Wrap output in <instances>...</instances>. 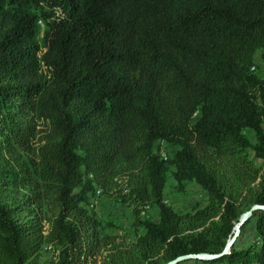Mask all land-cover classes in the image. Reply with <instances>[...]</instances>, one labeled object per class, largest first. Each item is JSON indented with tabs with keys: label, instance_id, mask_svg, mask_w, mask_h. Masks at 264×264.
<instances>
[{
	"label": "trees",
	"instance_id": "16d2710c",
	"mask_svg": "<svg viewBox=\"0 0 264 264\" xmlns=\"http://www.w3.org/2000/svg\"><path fill=\"white\" fill-rule=\"evenodd\" d=\"M259 54L264 0H0V264H43L49 245L53 264L222 254L264 205ZM164 145L176 149L167 160ZM172 167L205 207L166 203ZM97 187L133 207L136 242L103 234L114 225L90 208ZM253 220L255 242L189 261L264 264V211L242 232Z\"/></svg>",
	"mask_w": 264,
	"mask_h": 264
},
{
	"label": "rangeland",
	"instance_id": "374dc122",
	"mask_svg": "<svg viewBox=\"0 0 264 264\" xmlns=\"http://www.w3.org/2000/svg\"><path fill=\"white\" fill-rule=\"evenodd\" d=\"M42 25V24H41ZM43 26V25H42ZM255 68L253 71L257 75L264 79V61H262L260 54L256 57ZM246 136L255 142L254 134L251 131L246 132ZM163 151L166 152L168 157H172L175 148L172 146L164 145L162 147ZM250 158H254V153L250 152ZM255 166H262L263 163L260 160L255 161ZM175 167H172L167 175V184L165 189V201L168 205L172 206L173 209L179 213L184 214L191 212L194 207L199 204L201 207H205L208 203V195L203 192L201 187L192 182L188 183L185 189H180L174 179L173 172ZM90 208L94 209L100 220L104 225L112 224L114 227H104L102 230L104 235H116L118 236V242L124 244H132L136 242L140 235L144 233V229L137 228L135 226V215L132 206L125 202L117 201L116 197L104 194L99 199H93V203L90 201ZM159 211L157 207H146L141 209V218L151 220L153 222L159 221ZM47 230V226L45 231ZM127 240V241H125ZM257 240L256 224L253 220L250 222L241 232L238 237L236 245L240 248L247 247L250 243ZM108 252L104 251L99 257L100 261L104 255ZM56 252L54 250L42 252L41 261L43 264H53L55 261ZM182 264H196L195 261H187Z\"/></svg>",
	"mask_w": 264,
	"mask_h": 264
},
{
	"label": "water",
	"instance_id": "95a60500",
	"mask_svg": "<svg viewBox=\"0 0 264 264\" xmlns=\"http://www.w3.org/2000/svg\"><path fill=\"white\" fill-rule=\"evenodd\" d=\"M257 211H264V205H255L250 210H248L244 215L241 217L239 223L236 224L234 228V234L232 238L228 241L224 251L220 255L216 254H207V253H201V254H189L185 256H180L167 264H181L183 262L189 261V260H200V261H212L218 257H224L230 253V250L234 247V245L237 242L238 237L241 235L242 228L245 226V224L252 218L255 212Z\"/></svg>",
	"mask_w": 264,
	"mask_h": 264
},
{
	"label": "built area",
	"instance_id": "2783aa9c",
	"mask_svg": "<svg viewBox=\"0 0 264 264\" xmlns=\"http://www.w3.org/2000/svg\"><path fill=\"white\" fill-rule=\"evenodd\" d=\"M255 68H252V70H254ZM263 125H264V119H263ZM161 155L162 157L164 158V160H167L168 159V156L166 154L165 151H162L161 152ZM116 181L119 183V184H123L124 186H127L128 184V179L127 178H123V179H116ZM125 192H128V190L126 189ZM103 194V190L99 187H97V189L95 190V192L91 195V203H93V199H99ZM55 249V252H56V256H55V261L58 260V256H59V250L57 248H55L54 246L52 245H49L47 247H45V251H50V250H54Z\"/></svg>",
	"mask_w": 264,
	"mask_h": 264
}]
</instances>
